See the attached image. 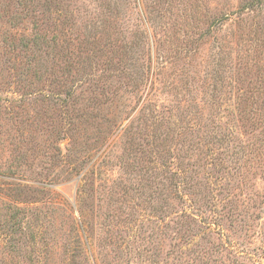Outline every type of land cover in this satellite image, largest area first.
I'll use <instances>...</instances> for the list:
<instances>
[{
  "label": "rangeland",
  "instance_id": "rangeland-1",
  "mask_svg": "<svg viewBox=\"0 0 264 264\" xmlns=\"http://www.w3.org/2000/svg\"><path fill=\"white\" fill-rule=\"evenodd\" d=\"M0 264H264V0H0Z\"/></svg>",
  "mask_w": 264,
  "mask_h": 264
},
{
  "label": "trees",
  "instance_id": "trees-1",
  "mask_svg": "<svg viewBox=\"0 0 264 264\" xmlns=\"http://www.w3.org/2000/svg\"><path fill=\"white\" fill-rule=\"evenodd\" d=\"M257 95H258V96L261 95V91H260V90L257 92ZM257 99H258V98H257Z\"/></svg>",
  "mask_w": 264,
  "mask_h": 264
}]
</instances>
